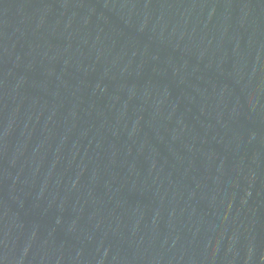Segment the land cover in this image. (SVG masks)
Returning <instances> with one entry per match:
<instances>
[{
  "label": "water",
  "instance_id": "obj_1",
  "mask_svg": "<svg viewBox=\"0 0 264 264\" xmlns=\"http://www.w3.org/2000/svg\"><path fill=\"white\" fill-rule=\"evenodd\" d=\"M0 264H264V0H0Z\"/></svg>",
  "mask_w": 264,
  "mask_h": 264
}]
</instances>
